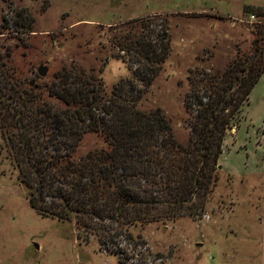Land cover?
<instances>
[{
	"label": "rangeland",
	"instance_id": "374dc122",
	"mask_svg": "<svg viewBox=\"0 0 264 264\" xmlns=\"http://www.w3.org/2000/svg\"><path fill=\"white\" fill-rule=\"evenodd\" d=\"M132 20L145 22L151 41L169 30L172 50L164 68L150 88L138 87L146 89L142 107H162L173 119L174 138L187 144L184 120L192 115L186 99L208 101L203 84L220 81L249 53L256 39L252 27L264 24V0H0V61L16 80L38 76L43 82L73 62L97 70L105 63L101 75L110 92L132 73L115 56L107 32ZM41 65L49 68L46 77L38 74ZM6 71L0 67V86ZM238 117L226 132L209 187L192 199L203 208L189 214L186 204L167 222L130 226L135 245L121 236L102 247L75 221L36 213L4 152L0 264H264V74ZM104 146L103 137L87 134L74 155Z\"/></svg>",
	"mask_w": 264,
	"mask_h": 264
},
{
	"label": "trees",
	"instance_id": "16d2710c",
	"mask_svg": "<svg viewBox=\"0 0 264 264\" xmlns=\"http://www.w3.org/2000/svg\"><path fill=\"white\" fill-rule=\"evenodd\" d=\"M145 27L144 21L132 20L108 30L115 56L132 73L110 92L101 75L105 63L97 70L73 62L43 82L38 76L16 80L15 71L0 61L7 70L6 86H0V157L6 154L18 172L36 213L75 221L83 232L98 236L102 247L115 245L121 236L135 245L139 240L130 226L167 222L186 204L192 207L189 214L203 208L192 199L209 187L226 132L264 74L260 23L252 27L256 39L249 53L220 81L203 84L211 93L202 95L208 101L199 95L186 99L192 116L184 120L189 141L182 144L162 107L141 104L146 89L138 83L150 88L172 50L168 29L151 41ZM91 133L103 137L105 146L76 158V148Z\"/></svg>",
	"mask_w": 264,
	"mask_h": 264
},
{
	"label": "water",
	"instance_id": "95a60500",
	"mask_svg": "<svg viewBox=\"0 0 264 264\" xmlns=\"http://www.w3.org/2000/svg\"><path fill=\"white\" fill-rule=\"evenodd\" d=\"M48 70H49V68L47 66L41 65V66H39L37 71H38L39 76L46 77Z\"/></svg>",
	"mask_w": 264,
	"mask_h": 264
},
{
	"label": "built area",
	"instance_id": "2783aa9c",
	"mask_svg": "<svg viewBox=\"0 0 264 264\" xmlns=\"http://www.w3.org/2000/svg\"><path fill=\"white\" fill-rule=\"evenodd\" d=\"M254 16H252V18H253Z\"/></svg>",
	"mask_w": 264,
	"mask_h": 264
}]
</instances>
